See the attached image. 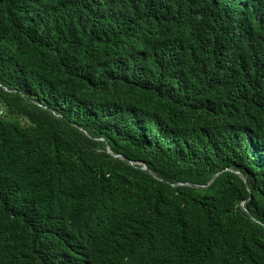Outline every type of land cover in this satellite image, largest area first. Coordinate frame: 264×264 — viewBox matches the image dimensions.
<instances>
[{"label": "trees", "instance_id": "obj_1", "mask_svg": "<svg viewBox=\"0 0 264 264\" xmlns=\"http://www.w3.org/2000/svg\"><path fill=\"white\" fill-rule=\"evenodd\" d=\"M0 264H264V0H0Z\"/></svg>", "mask_w": 264, "mask_h": 264}, {"label": "water", "instance_id": "obj_2", "mask_svg": "<svg viewBox=\"0 0 264 264\" xmlns=\"http://www.w3.org/2000/svg\"><path fill=\"white\" fill-rule=\"evenodd\" d=\"M107 151L110 153V154H112V155H115V156H119V157H123L122 155H118V154H114L112 151H111V149L109 148V146H107ZM129 163L130 164H133V165H135V164H139L140 165V168H142V169H146V170H149L148 169V167L146 166V164L144 163V162H142V161H131V160H129ZM149 172H150V170H149ZM151 173V172H150ZM152 174V173H151ZM159 179H161V178H159ZM162 180V179H161ZM213 180V178L210 180V182ZM209 182V183H210ZM208 183V184H209ZM179 184H184V183H179ZM185 184H187V185H191V183H185ZM176 185V184H175ZM196 186H199V187H203V186H205V185H200V184H196ZM243 203L244 202H242L241 203V206H243ZM243 208L245 209V211L246 212H248L247 211V209L243 206Z\"/></svg>", "mask_w": 264, "mask_h": 264}, {"label": "clouds", "instance_id": "obj_3", "mask_svg": "<svg viewBox=\"0 0 264 264\" xmlns=\"http://www.w3.org/2000/svg\"><path fill=\"white\" fill-rule=\"evenodd\" d=\"M238 173V171H236Z\"/></svg>", "mask_w": 264, "mask_h": 264}]
</instances>
